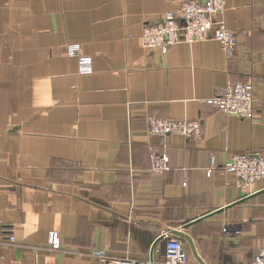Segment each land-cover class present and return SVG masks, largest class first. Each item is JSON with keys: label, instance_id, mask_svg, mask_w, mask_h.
I'll list each match as a JSON object with an SVG mask.
<instances>
[{"label": "crops", "instance_id": "1", "mask_svg": "<svg viewBox=\"0 0 264 264\" xmlns=\"http://www.w3.org/2000/svg\"><path fill=\"white\" fill-rule=\"evenodd\" d=\"M182 1L0 0V264H98L93 250L147 261L164 229L189 234L205 264L249 263L264 245V178L242 187L223 166L264 155V0L214 15L236 36L229 53L213 38L144 48L143 24ZM247 80L252 117L214 106ZM150 114L199 119L201 137L150 135ZM153 152L166 171L150 169Z\"/></svg>", "mask_w": 264, "mask_h": 264}, {"label": "built area", "instance_id": "2", "mask_svg": "<svg viewBox=\"0 0 264 264\" xmlns=\"http://www.w3.org/2000/svg\"><path fill=\"white\" fill-rule=\"evenodd\" d=\"M225 9V0H183L174 10L167 12L162 19L144 23L141 31V44L144 48L159 47L166 49L177 41H198L207 38L216 39L226 53L231 52L236 45L235 34L227 27L223 19H216L215 14ZM79 47L69 44L67 51L76 55ZM81 72L91 70V65L81 59ZM211 101L220 111L240 117H252L254 93L250 80L227 82L218 88ZM148 134L168 135L178 134L184 138L199 139L201 137V122L199 119H171L150 114L146 117ZM224 169L232 172L242 187H250L257 180L264 178V155L257 152H235L223 163ZM169 168V157L165 152H153L150 156V169L160 173ZM161 237L163 258L152 264H200L188 260V254L182 239L169 229L162 230ZM14 241L13 235L9 237ZM158 242V243H160ZM160 247L153 248V252H160ZM92 256L98 264H151L147 261L129 258L111 257L102 250H93ZM264 264V245L249 263Z\"/></svg>", "mask_w": 264, "mask_h": 264}, {"label": "water", "instance_id": "3", "mask_svg": "<svg viewBox=\"0 0 264 264\" xmlns=\"http://www.w3.org/2000/svg\"><path fill=\"white\" fill-rule=\"evenodd\" d=\"M253 194H255V192H254ZM253 194L246 195V196H244V197H242V198H240V199H238V200H236V201H233V202L229 203L228 205H226V207L231 206V205H233V204H236V203H238V202H240V201H242V200L248 198L249 196H251V195H253ZM219 210H221V208H219V209H214L213 211H211V212H209V213H207V214H205V215H202V216H200V217H197L196 219H193V220L190 221V222L184 223V224H183V227L185 228V227H187L189 224H191V223H193V222H195V221H197V220H199V219H201V218H204V217H206V216H209V215H211V214H213V213H215V212H217V211H219ZM170 231H171L173 234L179 235V236L183 237L184 239H186V241H187V243H188V245H189V248H190V250H191V253H192V255L195 257V259H196L200 264H205V262L203 261V259L198 255V253H197V251H196L195 244H194V242H193V240H192V237H191L189 234L185 233L184 231H182V230H180V229H170ZM160 240H161V237H160V236H157V237L152 241V243H151L150 250H149V261L151 262V264H152V260H153V248H154V246H155L158 242H160Z\"/></svg>", "mask_w": 264, "mask_h": 264}]
</instances>
